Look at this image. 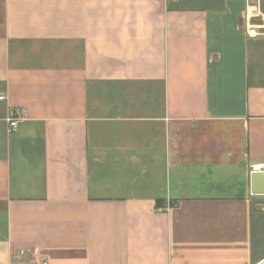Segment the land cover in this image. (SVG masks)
I'll list each match as a JSON object with an SVG mask.
<instances>
[{
  "label": "crops",
  "instance_id": "obj_1",
  "mask_svg": "<svg viewBox=\"0 0 264 264\" xmlns=\"http://www.w3.org/2000/svg\"><path fill=\"white\" fill-rule=\"evenodd\" d=\"M259 169L264 0H0V264H261Z\"/></svg>",
  "mask_w": 264,
  "mask_h": 264
},
{
  "label": "built area",
  "instance_id": "obj_2",
  "mask_svg": "<svg viewBox=\"0 0 264 264\" xmlns=\"http://www.w3.org/2000/svg\"><path fill=\"white\" fill-rule=\"evenodd\" d=\"M249 17L250 18H256V17H260L262 16V13L259 11V9H252L249 11ZM259 30H260V27L259 26H256V25H250L248 27V34L250 36H254V35H257L259 33ZM18 120L19 118L17 117H14L10 120V125L12 128H15L17 123H18ZM30 264H49L46 260H40V261H35V262H32Z\"/></svg>",
  "mask_w": 264,
  "mask_h": 264
},
{
  "label": "water",
  "instance_id": "obj_3",
  "mask_svg": "<svg viewBox=\"0 0 264 264\" xmlns=\"http://www.w3.org/2000/svg\"><path fill=\"white\" fill-rule=\"evenodd\" d=\"M251 190L254 194H264V169L254 170L252 172Z\"/></svg>",
  "mask_w": 264,
  "mask_h": 264
},
{
  "label": "trees",
  "instance_id": "obj_4",
  "mask_svg": "<svg viewBox=\"0 0 264 264\" xmlns=\"http://www.w3.org/2000/svg\"><path fill=\"white\" fill-rule=\"evenodd\" d=\"M161 203V201H158V204Z\"/></svg>",
  "mask_w": 264,
  "mask_h": 264
},
{
  "label": "bare ground",
  "instance_id": "obj_5",
  "mask_svg": "<svg viewBox=\"0 0 264 264\" xmlns=\"http://www.w3.org/2000/svg\"><path fill=\"white\" fill-rule=\"evenodd\" d=\"M261 264H264V261Z\"/></svg>",
  "mask_w": 264,
  "mask_h": 264
}]
</instances>
